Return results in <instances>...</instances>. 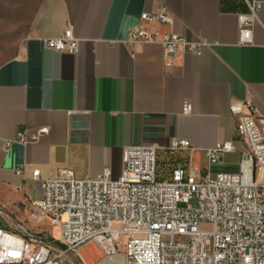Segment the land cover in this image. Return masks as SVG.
I'll return each mask as SVG.
<instances>
[{
	"label": "crops",
	"instance_id": "1",
	"mask_svg": "<svg viewBox=\"0 0 264 264\" xmlns=\"http://www.w3.org/2000/svg\"><path fill=\"white\" fill-rule=\"evenodd\" d=\"M35 3L14 54L0 63V204L6 210L24 218L30 200L42 197L32 177L36 168L45 178L64 167L78 177L105 167L118 176L128 144L159 145L158 179L171 178L178 164L201 176L238 170L244 143L230 106L250 98L264 116V0L252 42L240 41L239 14L249 12L247 0ZM144 11L171 14L172 25L158 26L203 41L201 52L179 49L168 56L161 44L146 43L132 55L125 39ZM67 27L79 40L76 52L45 47L42 38ZM185 100L189 112L183 111ZM41 127L47 132L39 138L17 140L19 133L30 138ZM175 137L189 139L190 148L169 152ZM219 140H232L235 149L211 163L206 150ZM29 224L58 240V226L49 217ZM80 250L85 264L102 257L95 242ZM107 262L125 264L121 256Z\"/></svg>",
	"mask_w": 264,
	"mask_h": 264
},
{
	"label": "built area",
	"instance_id": "2",
	"mask_svg": "<svg viewBox=\"0 0 264 264\" xmlns=\"http://www.w3.org/2000/svg\"><path fill=\"white\" fill-rule=\"evenodd\" d=\"M247 2L249 12L239 14L241 42H252L262 4ZM173 22L165 11L142 12L125 39L132 55L146 43L161 44L168 56L179 49L200 53L203 41L158 26ZM42 40L45 47L71 53L79 46L71 27ZM190 110L185 100L183 111ZM230 111L244 143L236 171L201 176L178 164L171 178L158 179L155 143L126 145L118 176L110 167L85 177L69 167L46 178L34 169L32 177L43 195L30 200V216L49 217L58 226L62 247L41 233H18L0 225V264H69L65 256L88 242L99 246L104 264L116 256L125 264H264V116L250 98L233 102ZM45 132L41 127L30 138L19 133L17 140L26 143ZM190 146L189 139L175 137L168 150ZM234 149L232 140H219L206 154L215 163ZM17 172L25 173L23 167Z\"/></svg>",
	"mask_w": 264,
	"mask_h": 264
},
{
	"label": "rangeland",
	"instance_id": "3",
	"mask_svg": "<svg viewBox=\"0 0 264 264\" xmlns=\"http://www.w3.org/2000/svg\"><path fill=\"white\" fill-rule=\"evenodd\" d=\"M36 1L37 0H0V63L14 54L18 39L23 31V27H25V22L31 17L35 9ZM192 202L193 204L195 203V201ZM30 215V205L23 218L18 213L6 210L3 205L0 204V225L5 229L13 230L18 233H39L40 231H38L35 224L29 223L33 221L40 223L45 216L39 220L32 218ZM51 224L54 225L52 222ZM47 236L48 240L54 245H61L56 237H54L55 235L49 233ZM83 245L68 253V256L78 264H85L80 250ZM102 259L103 254L102 257L97 260V264H104Z\"/></svg>",
	"mask_w": 264,
	"mask_h": 264
}]
</instances>
